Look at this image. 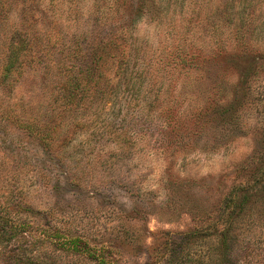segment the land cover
<instances>
[{
    "label": "rangeland",
    "instance_id": "374dc122",
    "mask_svg": "<svg viewBox=\"0 0 264 264\" xmlns=\"http://www.w3.org/2000/svg\"><path fill=\"white\" fill-rule=\"evenodd\" d=\"M173 1L157 17L145 10L149 0L140 9L127 0L102 23L93 17L97 6L106 12L105 0L6 1L0 63L11 29H24L30 45L22 77L0 91L1 102L18 101L27 113L51 118L54 137L50 149L41 148L19 139L22 129L0 125V212L6 209L8 226L26 229L0 242V264L22 257L33 264H264V173L257 169L264 166V0ZM180 3L191 17L189 29L169 18ZM118 28L136 47L127 50V64L136 60L146 93L129 100L115 94L88 127L74 125L68 118L75 113L65 117L60 108L59 76L43 66L60 55L48 38L59 44L74 37L84 51L92 38ZM212 28L235 49L207 46ZM114 65H108L109 84ZM162 82L169 87L152 112L142 101ZM208 94L217 100L212 109L236 108L238 122L216 130L220 116L201 122L190 115L179 125L180 117L164 129L165 140L158 134L161 118L145 116L177 115L187 97L195 108ZM100 120L124 128L119 149L108 135L87 142Z\"/></svg>",
    "mask_w": 264,
    "mask_h": 264
},
{
    "label": "trees",
    "instance_id": "16d2710c",
    "mask_svg": "<svg viewBox=\"0 0 264 264\" xmlns=\"http://www.w3.org/2000/svg\"><path fill=\"white\" fill-rule=\"evenodd\" d=\"M6 1L7 0H0V25L5 18L4 11L7 8ZM126 1L127 0H105L104 9L106 12H104L103 9L100 10L97 6L94 12V21H100V23H102L104 18L107 19L108 16L121 13V9L124 8ZM168 1L169 0H149L145 10L147 12L156 11L155 15L157 17H159L158 13L164 16L166 14ZM141 3L142 0H137L136 7L138 9L142 6L140 5ZM173 3H176V1L174 0ZM241 4L249 5L250 0H242ZM176 11L179 13L175 15V12H173L175 16L171 13L169 17L170 20L183 23L185 28L187 29L188 27L189 29L190 27L188 25L191 17L188 15L183 3H180ZM107 13L109 15H107ZM226 18L228 22L232 20L230 13L226 14ZM244 19H246V17ZM244 19L241 17L238 20ZM156 22H159V20ZM121 34L122 28H118L116 30H110L109 33L104 34L103 36H98L95 39L92 38L91 43L84 51L80 49L77 39L74 37H67L65 40L62 39L59 44L48 38L49 47H56L59 45V47H57V52H59L60 55L57 59L46 58L45 61H43V66L45 70L47 68L48 71L51 70L52 73H56V75L59 76L57 78L58 81L53 84L58 88L57 97L60 99V108L66 110L67 114L65 117L70 113H75V116L73 115L74 118H68L70 122L74 123V125H79L85 128L86 126L88 127L91 123L89 125L86 124L92 120L91 117H96L98 111L103 105H105L104 102L106 100L110 101V98L115 94H119L120 97L124 96L125 98H128V100L131 98L134 99L139 95H145L146 90L142 87V71L139 67L135 66L136 60H133L132 62V65H134L133 67L127 64V50L129 51L131 45L133 51L136 53V47L134 43L130 44V41L127 43L124 42ZM3 42L4 53L0 63V91L4 92L6 90L10 91L24 73V67L28 64L27 62L29 60L28 49L30 38L24 29H11L6 33ZM207 42V46H210L211 49H216V51L219 50L223 53L235 49L228 37L222 38L214 32L213 28L208 32ZM61 45H63V47H61ZM184 54H186V52H184ZM111 62L115 63L113 73L116 79L113 84H109L107 79L108 65ZM168 87L169 84L163 82L160 85H155L151 90H148L149 99H147V101H142L143 104L149 106L153 112V106L156 99H158L165 90L167 91ZM150 91L154 92L152 93ZM185 100L187 102L185 106L176 110L177 115L173 110H168L166 112L160 111L157 113L154 110L155 115L153 116L151 111L146 110L147 114L144 115L147 118H161L160 123H158L159 127H157L159 138L166 140L168 137L164 129L169 126H176V120L180 117L181 120L178 122L179 125L183 122L184 118L189 117L190 115L195 116V119L202 117L201 122L207 120V118H211L212 122L216 119L214 118L215 116H220L216 123L218 124L216 130L222 129L226 124L225 122H238L236 108H232L233 110L228 112L222 109V105L217 106L215 109L211 108L213 104H217V100L212 94L203 95L199 98L197 103H195V108L192 103L195 102V100L190 102L188 97ZM10 103L14 104V107L10 106ZM10 103H2L0 98V125L5 126L11 124L20 128L23 133L19 135V139H28L34 141L41 148L50 149V143L54 135L47 128V125H49L48 123H50L51 118H43L40 115H31L27 113V107L20 105L18 101L12 100ZM189 107L191 108L189 109ZM126 108H128L127 105ZM124 114H128L127 109H125ZM100 121L102 126L100 131H96L97 135L95 132L90 133V135H88L89 137H87V142L90 141L89 139L94 135L102 138H106L108 135L116 144V148L119 149L121 146L118 143L120 140H123L122 134L126 133L124 128H117L113 126V124L107 125V123L102 120ZM56 122L57 121H53L51 127H55L54 125L57 124ZM233 123L232 126H235ZM152 128V125L145 127L143 135H145V130L150 134ZM213 132H215L214 129L209 132V135L204 139L205 147L209 142H212L213 139H211V137ZM130 140L134 141L133 138ZM152 140L154 141V139ZM212 147L217 146L214 145ZM257 169L260 170V175L264 173V166L262 168L257 167ZM7 215L6 209H4L2 213L0 212V242L3 240L7 241L16 235H22L26 230L20 225L8 226L6 223L8 221ZM70 246L71 248H75V241H72V243L70 242ZM18 264L33 263H28V261H25L22 257V260L18 261Z\"/></svg>",
    "mask_w": 264,
    "mask_h": 264
}]
</instances>
